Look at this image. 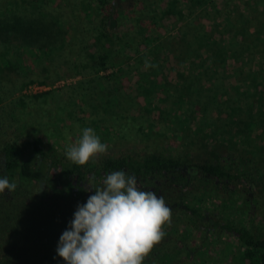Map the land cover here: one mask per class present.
<instances>
[{
    "label": "trees",
    "instance_id": "1",
    "mask_svg": "<svg viewBox=\"0 0 264 264\" xmlns=\"http://www.w3.org/2000/svg\"><path fill=\"white\" fill-rule=\"evenodd\" d=\"M82 1L61 7L53 0H10L9 12L0 17V73H16L18 61L23 70L25 60L35 59L51 65L53 80L82 77L69 87L75 114L80 124L101 130L103 140L105 136L119 142V155L81 166L41 137L4 145L1 170L10 182L28 190L0 194V264H65L56 248L77 205L102 186L105 174L119 170L134 175L142 191L164 198L171 210L165 225L178 214L193 230L237 238L242 247L239 264H264V229L237 224L192 203L212 197L219 208L228 207V199L240 198L264 220V100L256 105L251 94L260 90L264 98V68L241 81L249 86L250 103L240 91L220 101L222 78L213 79L215 83L211 78L230 50L208 39L205 27L197 26L199 19L188 20L186 12L192 14L195 0H129L127 8L122 5L126 0ZM118 47L137 54L135 66L115 62ZM167 67L174 75L169 87ZM21 75L28 79L25 88L37 81L18 72ZM135 77L134 86L126 87L125 81L133 83ZM197 84L205 87L203 98L209 99L203 106L204 91L195 89ZM6 100L8 96L0 94V102ZM209 102L221 106L220 114L225 115L220 130L207 123ZM172 104L175 108L169 109ZM157 128L169 129L178 144L164 147L163 141L153 148L152 142L140 143L143 148L137 149L136 140L160 139ZM159 256L154 246L142 264H155Z\"/></svg>",
    "mask_w": 264,
    "mask_h": 264
},
{
    "label": "rangeland",
    "instance_id": "2",
    "mask_svg": "<svg viewBox=\"0 0 264 264\" xmlns=\"http://www.w3.org/2000/svg\"><path fill=\"white\" fill-rule=\"evenodd\" d=\"M35 1L41 2V0ZM53 1L56 2L55 6L66 7L67 4L76 0ZM158 1L159 4L163 2ZM164 1L167 2L168 0ZM199 1L195 0L194 4L191 2L194 8L192 7V14L188 15L189 12H186L188 20L192 21L195 19L197 21L199 19L200 21L198 22L200 23L197 26L205 27L208 39L225 45L224 48L230 50L224 56L220 55V53L216 54L217 58L218 56H222V58L219 61L218 68H215L217 74L214 71L213 73L215 74L213 75L215 76L211 78V82L214 81V83L215 80L213 79L222 78L218 86L221 89V93L224 94V98H220V101L225 100L226 96L231 99L237 93L239 95L238 91H240L243 95L245 93L244 102L250 103L249 86H244L241 84V81L252 79L253 76H257L258 68H264V0H214L213 3L210 2L211 0ZM9 3H11L10 0H0L1 18L9 12ZM129 4V0L124 1L122 3L123 8H127ZM124 23L125 21H122L121 24ZM170 35L174 37L177 35V32L172 28ZM242 44L246 45L247 48L242 47ZM124 48L118 47L117 51L121 52L115 58V62L125 65L129 64L131 67L135 66L138 60L136 58L137 54L133 51H125ZM19 63L21 62L18 61V64H15L17 71L19 73H27V75L37 81L25 88L23 82L28 80H24L25 76L21 75L19 77L18 72L4 70L0 73V94L2 97L8 96V100L0 102V149L7 143L41 137L46 143L53 145L60 153L65 155L67 147L81 136L83 128L91 127L93 129L92 126L80 124L79 117L75 114L74 102L71 100L70 94L72 92H70L69 87L77 84L78 81L82 80V77L57 81L53 80V68L44 61L35 59L25 60L22 64L23 70L19 67ZM117 69L118 67L109 69L101 75L112 73V71H116ZM262 74L264 76V70ZM164 76L168 78L167 85L171 82L173 83L174 75H171L169 72V67L164 72ZM152 77L156 78V74ZM137 79L135 77L133 83L125 81L126 87L132 88ZM162 79L163 75L160 76L159 80ZM194 88H201L204 91V94L200 96L201 101H204L202 103L203 106L205 102L209 101V99L206 101L203 98L206 94L205 87L197 84ZM57 90H62L63 92H55ZM159 91L161 93L163 90L160 88ZM251 94L256 105L257 103L263 104L264 98L260 90ZM158 95L160 98L163 97L162 94ZM36 96H40V98ZM194 96L198 97V94H194ZM157 102L158 100L152 102V104L157 106ZM221 103L223 105V102ZM77 104L81 105V100H78ZM154 106L152 107L153 109ZM174 108V104L169 106V109ZM220 108L221 106L218 104L209 102L207 110L209 117L207 123L219 130L222 128L221 125L224 123L225 118V115L220 114ZM239 111L241 113V110H237L236 112L238 113ZM253 113L255 114L256 112L253 111ZM152 116L156 118L158 112L154 111ZM174 117L175 114L172 118L174 119ZM232 121L236 122L237 120L234 119ZM179 122L182 121L180 120ZM245 122H248L247 119ZM245 129L247 130V128ZM94 131L100 137L101 142L107 146V150L103 154H98L95 159H91L89 162L99 160L106 155H119V152L115 151L116 147L120 145L119 142H112V138L108 139L105 136L103 140L102 131L95 129ZM158 131L159 129L157 128V133L155 134L160 137L159 140L152 138L145 139V142H142L144 139L134 141L137 149L143 148L140 143L147 145L152 142L154 144L153 148L163 141L164 147L166 143L170 142L178 144L174 135L171 133L168 135L169 129L167 131ZM218 133L220 132L218 131ZM258 134V131L252 130L254 138L258 137ZM218 139L221 140V138ZM255 145L259 147L258 142H255ZM16 185V189L19 192L28 190L26 187L21 188L17 183ZM4 194H7V190H5ZM171 199L176 200L175 197ZM228 201V207L221 205L219 208L212 197L196 201L197 204L196 202L192 203L203 211L208 209L214 210L221 217L223 215L225 219L232 220L237 224L245 225L246 227H256L259 225L261 229H264L262 225L264 224V220L259 213L255 210H249L248 206L246 207L242 204L240 198L235 200L228 199ZM177 216L178 214L174 216L172 223H170L171 225L168 224L163 227V231H167L168 236H164L155 245L160 251V256L155 260V264H239L242 247L237 238L231 235L220 236L217 232L207 233L193 230L191 227L186 226L182 217Z\"/></svg>",
    "mask_w": 264,
    "mask_h": 264
},
{
    "label": "clouds",
    "instance_id": "3",
    "mask_svg": "<svg viewBox=\"0 0 264 264\" xmlns=\"http://www.w3.org/2000/svg\"><path fill=\"white\" fill-rule=\"evenodd\" d=\"M106 150L94 129L85 127L65 155L82 166ZM101 184L86 203L77 205L56 254L65 264H142L166 235L163 227L170 220V208L162 196L142 191L135 176L123 170L105 174ZM16 187L6 175L0 176V194Z\"/></svg>",
    "mask_w": 264,
    "mask_h": 264
},
{
    "label": "flooded vegetation",
    "instance_id": "4",
    "mask_svg": "<svg viewBox=\"0 0 264 264\" xmlns=\"http://www.w3.org/2000/svg\"><path fill=\"white\" fill-rule=\"evenodd\" d=\"M0 174H2V175H4V174H5V175L7 176V174H6V173H4L2 170H1V173H0ZM91 191H92V190H91Z\"/></svg>",
    "mask_w": 264,
    "mask_h": 264
}]
</instances>
